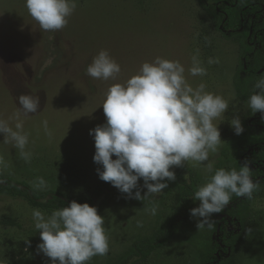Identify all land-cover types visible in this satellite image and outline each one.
Returning a JSON list of instances; mask_svg holds the SVG:
<instances>
[{"label":"rangeland","instance_id":"rangeland-1","mask_svg":"<svg viewBox=\"0 0 264 264\" xmlns=\"http://www.w3.org/2000/svg\"><path fill=\"white\" fill-rule=\"evenodd\" d=\"M202 1L75 0L77 6L63 29L43 31L29 14L25 0H0V119L15 130L17 98L27 94L40 100L37 113L27 118L21 115L23 133L28 136L24 149L30 153L27 160L15 141L9 137L5 143L4 134H0V176L66 196L93 191L102 182L97 170L102 171L103 166L94 162L95 140L89 133L107 122L102 106L107 90L136 75L143 63L160 57L179 61L193 88L204 83L206 91L228 102L227 112L213 121L222 142L204 162H213V171L194 161L184 164L201 174L200 186L204 185L218 169L220 150L236 135L231 119L238 115L244 127L261 113H253L235 94L234 79L241 69L245 40L241 35L228 37L220 31L210 16L209 2ZM101 50H107L121 67L115 79L104 81L85 74ZM197 53L207 70L205 76H192L188 71ZM209 58L219 62L208 64ZM45 120L51 136L45 132ZM38 177L44 178L46 188L35 187ZM162 195L149 197L146 205L111 198L101 215L109 251L92 257L87 264H197L192 238L204 233L208 223L198 229L194 218L178 237L147 258L136 255L137 243L152 239L162 226L165 215L160 206L156 215L145 210ZM33 209L39 208L0 195V264H52L38 250L42 241ZM244 248L241 264H264V190L251 199Z\"/></svg>","mask_w":264,"mask_h":264},{"label":"clouds","instance_id":"clouds-1","mask_svg":"<svg viewBox=\"0 0 264 264\" xmlns=\"http://www.w3.org/2000/svg\"><path fill=\"white\" fill-rule=\"evenodd\" d=\"M25 6L41 30L59 31L67 25L77 5L75 0H25ZM218 62L208 60V64ZM188 71L192 76L207 74L198 53L192 57ZM120 72V65L107 50H101L85 70L88 77L104 81L115 79ZM184 73L185 68L179 61L157 57L151 63H143L139 72L124 84H113L107 90L102 104L107 122L89 133L95 140L93 159L103 166L102 171L97 170L99 178L130 199L145 201L163 193L169 186L165 181L176 179L171 169L184 167L185 162L194 161L208 172L213 171V162L204 163L222 142L220 129L213 121L226 113L229 105L222 96L206 91L204 83L193 88ZM255 88L259 91L249 97L248 106L253 113L264 114V77ZM17 100L15 130L0 119V134H4L5 143L9 137L15 141L27 160L30 153L24 149L28 136L23 133L21 115L27 118L37 113L40 100L27 94H21ZM43 126L51 136L47 120ZM230 126L236 135L243 134L238 115L231 119ZM141 179L147 190L143 195ZM35 187H47L43 177L37 178ZM257 187L248 163L240 166L239 171L216 169L194 192L193 199L199 204L189 210V215L195 219L196 228H203L213 214L220 213L229 204L232 194L252 199ZM145 210L156 215L157 206ZM32 216L42 241L38 250L52 264H87L92 257L104 256L109 251L104 217L88 203L72 201L49 216L33 209ZM137 226L142 227V223L138 222Z\"/></svg>","mask_w":264,"mask_h":264},{"label":"trees","instance_id":"trees-1","mask_svg":"<svg viewBox=\"0 0 264 264\" xmlns=\"http://www.w3.org/2000/svg\"><path fill=\"white\" fill-rule=\"evenodd\" d=\"M209 2L210 16L217 28L228 37L241 35L245 40L242 51V65L234 79L237 100L247 103L249 97L257 92L255 83L264 77V0H203ZM264 114L247 122L241 135L230 138L219 152L218 169L239 171L248 163L251 178L258 184L252 198L264 190ZM176 174L175 181H165L168 188L162 197L154 202L164 210L162 226L150 240L137 243L136 255L147 258L152 251L168 244L186 230L191 221L189 210L197 201L194 192L202 183L199 172L177 167L171 169ZM187 177V179H185ZM144 181H139L141 194ZM135 191V190H134ZM0 195L22 199L30 206L52 213L66 207L70 202L88 203L98 209L100 215L111 198H125L146 205L147 200L128 198L111 183L102 181L90 193L82 196H66L54 191H41L14 177L0 176ZM251 199L232 194L230 202L220 213L213 214L207 229L195 234L192 244L198 257L197 264H241L244 257L245 229L250 216ZM114 264V263H113ZM116 264H123L121 262Z\"/></svg>","mask_w":264,"mask_h":264}]
</instances>
